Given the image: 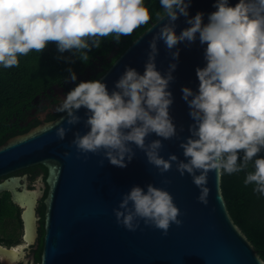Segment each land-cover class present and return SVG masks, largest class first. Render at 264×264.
Segmentation results:
<instances>
[{"label": "clouds", "instance_id": "1", "mask_svg": "<svg viewBox=\"0 0 264 264\" xmlns=\"http://www.w3.org/2000/svg\"><path fill=\"white\" fill-rule=\"evenodd\" d=\"M162 11L155 12L160 24L149 42L143 74L126 67L110 92L101 80L81 81L62 99L55 111L66 114L56 123V136L63 140L72 127L81 123L77 113L85 109L84 134L76 131L71 146L87 158L89 153L102 154L111 165L126 168L144 153L148 164L161 176L176 170L188 174L200 190L198 202L209 203V173L217 177L245 173L244 185L264 196V0H215L216 9L208 14L189 16L192 0H159ZM185 17V27L176 32V21ZM152 19L145 0H0V66L18 67L19 57L30 52L43 53L54 44L58 60L87 63L89 53L101 47L103 38L119 44ZM199 40L204 48V67L196 68L198 90L183 87L182 99L189 108L193 123L189 136L181 138L170 115L174 102L169 91L177 64L171 63L166 74L157 70L158 44L162 41L173 60H178V45ZM64 53H69L64 56ZM65 82H75L71 67ZM157 139L149 140L152 135ZM180 140L184 159L161 155L164 141ZM71 156L70 152L64 153ZM79 158V156H78ZM162 184L172 181L165 178ZM41 187L39 178L35 183ZM113 214L117 224L135 232L145 226L168 235L173 224L183 225L181 209L173 195L152 183L146 190L133 186L122 195ZM258 264H264L257 258Z\"/></svg>", "mask_w": 264, "mask_h": 264}, {"label": "water", "instance_id": "2", "mask_svg": "<svg viewBox=\"0 0 264 264\" xmlns=\"http://www.w3.org/2000/svg\"><path fill=\"white\" fill-rule=\"evenodd\" d=\"M215 0H192L189 16L203 12L207 23L208 14L216 9ZM238 0H230L235 5ZM181 16L175 22L179 34L188 25ZM166 21L151 22L150 26L118 56L108 70L97 80L105 82L108 90L114 89L115 82L126 67L135 68L143 74L149 51V42ZM195 43L178 45L180 56L173 60L164 43L158 44L156 58L157 70L166 74L171 63L177 67L173 72L174 81L170 83L174 102L170 115L179 129L181 138L190 135L189 125L193 123L189 108L182 99L183 87L198 90L197 67H204V48ZM85 109L77 113L81 123L71 126L66 138L56 136L54 120L43 121L24 134L7 140L0 146V195L9 193L12 203L21 210L23 223V244L5 246L0 244V260L6 264L24 262L26 251L38 243L41 203L44 211L43 249L39 264H258L259 253L247 236L232 219L221 188V178L215 172L209 173V203L198 202L200 190L193 184L190 175L181 176L175 168L161 176L156 168L148 164L143 152L136 149V156L127 163L126 168L116 167L104 160L102 154L89 153L87 158L78 154L71 146L76 131L84 134ZM154 134L149 137L157 139ZM180 140L164 141L161 155L167 159L170 154L184 159ZM71 156L65 157L64 153ZM79 156V158H78ZM41 165L47 170L41 174L40 188H29L27 174L13 175L14 172ZM169 179L171 184L161 181ZM152 183L165 188L181 209L183 225L175 224L164 236L161 230L145 226L135 232L117 224L113 209L118 207L122 195L133 186L145 188Z\"/></svg>", "mask_w": 264, "mask_h": 264}, {"label": "trees", "instance_id": "3", "mask_svg": "<svg viewBox=\"0 0 264 264\" xmlns=\"http://www.w3.org/2000/svg\"><path fill=\"white\" fill-rule=\"evenodd\" d=\"M145 6L152 14V19L147 25L137 29L131 36L122 37L119 44L111 37L103 38L101 47L89 53L90 59L87 63L78 59L72 64L58 60L57 56L61 54L54 44H50L43 53L33 51L27 56L19 57L18 67L5 69L0 66V146L10 138L24 134L41 123L35 120L26 124L33 115L31 110L36 108V97L57 84H63L65 77L69 76L66 69L71 67L79 76L102 67L103 72L96 74L90 81L103 75L150 23L156 21L155 12L162 11L159 0H145ZM63 55L68 56L69 53ZM60 115H50L48 121ZM259 155L264 157V152ZM244 177L245 173H225L221 178V188L232 219L264 261V196L256 194L253 186H245ZM17 212L19 219L21 210L18 208ZM0 215L13 218V203L9 193L0 195ZM9 239L4 243L6 238H0V243L13 245V237Z\"/></svg>", "mask_w": 264, "mask_h": 264}, {"label": "flooded vegetation", "instance_id": "4", "mask_svg": "<svg viewBox=\"0 0 264 264\" xmlns=\"http://www.w3.org/2000/svg\"><path fill=\"white\" fill-rule=\"evenodd\" d=\"M103 72V68L100 67L95 71L88 72L84 75L77 76L75 82H63V84L55 85L53 88L48 89L46 92H43L41 95L36 97V108L31 110L32 116L28 119L26 124L33 122L35 120L39 122L48 121L50 115H57L55 111L56 107L62 102L63 98H66V95L71 91L78 83L81 81H90L92 77H96V74ZM27 174L28 187L34 188L35 183L38 177L43 174L46 176L47 170L41 165H37L28 169L19 170L13 173L16 176H22ZM5 194V193H3ZM1 194V195H3ZM18 206L13 203V218L12 217H3L0 215V238H6L4 243H7L9 238L13 237V246H18L23 244V223L19 214L18 219ZM44 211L45 206L41 203L38 212L41 214V226L39 227V237L38 243L30 247L26 251V259H28V264H39L41 253L43 249V236H44ZM21 213V212H20ZM1 244V243H0ZM2 245H4L2 243ZM6 246V245H5ZM0 264H6L0 260ZM17 264H24V262H19Z\"/></svg>", "mask_w": 264, "mask_h": 264}]
</instances>
